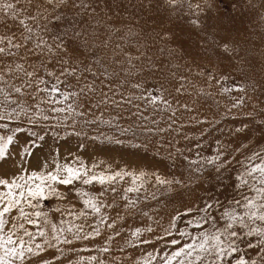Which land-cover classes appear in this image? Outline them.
I'll list each match as a JSON object with an SVG mask.
<instances>
[{
    "label": "snow or ice",
    "instance_id": "snow-or-ice-1",
    "mask_svg": "<svg viewBox=\"0 0 264 264\" xmlns=\"http://www.w3.org/2000/svg\"><path fill=\"white\" fill-rule=\"evenodd\" d=\"M214 7V0H0V264H73L74 245L106 233L104 246L81 247L95 254L75 264H264V149L239 142L259 132L264 143V107L243 113L251 127L228 129L222 135L232 139L207 146L211 132L201 129L193 141L185 129L220 131L219 122L181 119L197 110L180 96L211 97L173 71L186 56L212 65L197 75L218 94H243L225 116L264 87V51L255 55L245 26L264 28V0H231L244 28L233 29L237 35L208 23ZM174 21L179 27L169 30ZM96 141L135 160L115 167L94 160L88 144ZM150 151L157 156L149 159ZM159 203L174 206L167 227L150 212ZM118 221L140 223L122 231ZM118 239L121 252L152 250L102 258Z\"/></svg>",
    "mask_w": 264,
    "mask_h": 264
},
{
    "label": "rangeland",
    "instance_id": "rangeland-1",
    "mask_svg": "<svg viewBox=\"0 0 264 264\" xmlns=\"http://www.w3.org/2000/svg\"><path fill=\"white\" fill-rule=\"evenodd\" d=\"M231 3V0H214L215 7L209 12V19L208 23L210 25H216L217 29H227L229 32H233V29L239 28L240 33L244 32V28L240 27V20L236 19L233 20L234 16L238 17V13L232 11L229 9V4ZM259 7V5H258ZM264 10V9H262ZM245 26L247 27L248 31L251 32V35L247 37L249 40V46L254 47L255 49V55L259 57L260 51H264V45L261 44V37L259 35L260 32H264V28H252L251 25H248L245 21ZM179 27V22L174 21L171 24L172 29H176ZM226 35V33H225ZM233 35H237L236 32H233ZM197 65H201L200 67H197ZM212 68V65L208 62H202L199 59L193 60L192 57L186 56L183 60L178 61V63L173 66V71H176L178 75L184 74L187 75L189 80H193L196 82L198 89H205L206 91L211 93V97L208 99H205L203 97H197L191 90L189 91V94L182 95L179 97V99L183 102H187L189 104V107H194L197 111L194 113H184L181 117L182 120L187 121L188 118L191 115H197L198 118L204 119L208 118L209 121H218V127L220 128V131H212V129L209 127V125H195L194 123L185 129L187 134L192 137L193 141L198 140L201 134V129H204L208 132H211L210 135H208L204 141V145H209L210 142H212L216 137L221 138L224 141H228L232 139V137H229L228 135L222 133H226L228 129H232L234 127H238L241 124H248L249 127H251V124H249L248 120L243 115L244 112L249 111L252 107H264V87H259V90L256 94L249 97V100L247 101V106L243 110L234 109L232 113H230L228 116L224 115L225 108L230 107L233 103L234 99L236 97H239L243 94L241 93H230V94H218V88L219 86L214 87H208L204 84V78L199 77L197 74L200 72H206V69ZM215 71V69H213ZM229 84L232 83L230 80L228 82ZM234 117V118H230ZM256 123H259V117H257ZM251 139L244 140V134H241V140L240 143H247L250 148L253 150H256L257 148L264 149V143L260 142V133L259 132H252ZM64 138L63 135H61L60 139L62 140ZM53 145L56 143H59L57 140L52 141ZM77 141L73 139L72 141V147L75 148ZM181 144L184 143V141H180ZM229 148L235 147V145H226ZM108 150V151H105ZM208 148L206 147L204 149L205 155L208 152ZM213 152L215 151L214 148L211 149ZM88 151L93 153V159L100 161L103 160L107 163H112L115 167L116 165H122L125 161L129 160H135V157H130L127 155V149L118 147L116 145L108 144L107 142L101 144L99 141L96 142H89L88 144ZM193 151L195 149L193 148ZM167 152L161 151V157H166ZM157 153L155 151H150L148 154L149 159L152 157H156ZM157 157V158H161ZM169 163H171L169 161ZM233 167H238V165H233ZM171 170V169H170ZM227 175V173L225 174ZM201 195H205V193H201ZM208 195H211L210 193ZM173 205H169L165 207L163 203L155 204L151 209L150 212L157 216V218L161 221V224L164 227H167L169 222V215L173 211ZM115 211V210H114ZM139 221H128L127 224H123V222L118 221L117 227L120 228L122 231L128 229V228H134L139 225ZM145 223H148V221H145ZM156 227V231L159 232L161 229L158 226ZM155 234V233H154ZM106 235H102L96 240L89 241L86 243V245H74L77 248V252L73 255V264H75V260L79 258L80 256L88 257L90 255L95 254L94 252L90 251H84L81 252L79 249L81 247H101L104 246L103 242L106 238ZM124 246L122 240L118 239L116 241H113L112 243V251L108 254L107 257H104V254H101L102 258H107L114 261H119L121 259L127 260V257L131 256L133 258L140 257L144 254L145 251H151L152 246H146L145 248H141L138 250H131L129 249L126 253L121 252L119 249ZM160 248H163V243L161 242L159 244ZM65 264H67V260L65 261Z\"/></svg>",
    "mask_w": 264,
    "mask_h": 264
}]
</instances>
